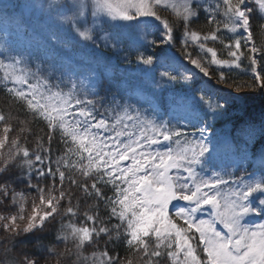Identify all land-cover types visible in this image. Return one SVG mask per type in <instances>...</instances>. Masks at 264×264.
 <instances>
[{"label": "snow or ice", "instance_id": "snow-or-ice-1", "mask_svg": "<svg viewBox=\"0 0 264 264\" xmlns=\"http://www.w3.org/2000/svg\"><path fill=\"white\" fill-rule=\"evenodd\" d=\"M16 8L45 13L65 50L87 42L134 64L149 98L20 46L7 26ZM0 21V88L17 105L0 112V248L11 264H264V0H0ZM245 62L250 83L226 75ZM225 118L241 154L213 129Z\"/></svg>", "mask_w": 264, "mask_h": 264}, {"label": "rangeland", "instance_id": "rangeland-1", "mask_svg": "<svg viewBox=\"0 0 264 264\" xmlns=\"http://www.w3.org/2000/svg\"><path fill=\"white\" fill-rule=\"evenodd\" d=\"M18 2V4L19 5H23V4H25V3H36V4H41V3H43V4H48V3H50L51 2V0H17ZM18 10L21 12V14H25V15H28L27 13H30L31 14V16L34 18H36L35 20H36V23L38 24V25H36L35 27H34V30H35V32H37V33H39V34H41V36H43V37H37V36H34V37H32L30 40H28V36L22 31V27H21V25H19V24H16L15 23V21H14V18H13V15H10L9 16V20H8V28L11 30V29H13L14 28V36H15V38H16V42L20 45V46H31L32 48H33V50H40L41 48H46L47 50H49V51H51L52 50V48L50 47V44L47 42V40L46 39H48L49 38V35H50V32H53L54 31V29H53V27H49L48 26V19H47V16H46V14L45 13H43L42 11H40L38 8L37 9H21V8H18ZM35 14V15H34ZM40 14V15H39ZM161 15H162V17H164V18H169V17H171V15H172V13H171V10H167V11H161V13H160ZM31 17V18H32ZM41 17H44V21H40V18ZM31 22H33V21H31ZM17 25H19V27H17ZM42 26V27H41ZM5 27V24L3 23V21H0V29H3ZM123 31V33L125 34V38H127V39H129V40H131V39H135V32H134V30L133 29H131V28H128V29H123L122 30ZM43 38H44V40H43ZM254 38V37H253ZM218 49H219V45H215ZM224 58H226V56L224 57ZM246 63V62H245ZM242 68L243 67H241V69H234V70H232L231 72H235V73H237L238 74V76H235V77H237V78H239V77H241L242 76V74H244V72L245 71H243L242 70ZM93 70H95V68L93 69ZM106 71V73L110 76V77H112V70L110 71V70H105ZM95 73H96V76L98 77L99 76V73H98V71H95ZM248 76H250L251 77V74L250 75H248ZM131 80H133V82H131ZM112 81V80H111ZM132 84H135V85H137V76L135 77V78H131V79H127V82H125L124 84H122V83H120V85H122V87L123 88H125V89H128V90H131V88H133V86H132ZM210 88H211V85L209 86ZM243 90H245V89H243ZM241 93H244V91H241V90H239ZM137 86H136V91H133V94L135 95V97H136V100H137ZM257 93V95H254L253 94V98L254 99H262L261 98V96H260V94L258 93V92H256ZM140 99L141 100H143V98H144V96L145 95H147V93H142V91L140 90ZM161 98L160 99H162V100H164V98H163V95H161L160 96ZM136 100H134L133 102H135ZM216 123H221L217 128H216V132L219 134V135H221L222 137H227V139H228V141H229V143H231L232 144V150L234 151V152H236L237 154H241V151L242 150H244V144H243V142L241 141V142H239V143H237V142H235V143H233L232 142V136H231V130H230V128H229V125L228 124H226L227 123V121L225 120V121H221V120H217L216 121ZM226 124V125H225ZM0 128H2V126H0ZM237 144L239 145V148L237 147ZM251 145L249 144L248 146H247V149H246V151H247V153H248V157H249V163L246 165V166H251L252 165V161L253 160H256L257 161V166H258V160H259V155H260V153H259V151H258V153L257 154H253L252 153V150H251ZM31 195L32 196H35V193H31ZM26 222L27 221H18V223L20 224V226L21 227H23L25 224H26ZM254 222L255 223H260L261 221L258 219V218H256L255 220H254ZM0 233H2V229H0ZM3 237H2V235H0V239H2ZM63 247L64 246H59L58 247V251H62L63 250ZM14 255H18V254H14ZM84 255H87V254H85L84 253ZM90 257V256H89ZM5 259H7L8 261L10 260L11 261V257H9V256H7V254L5 253V251H4V253L2 254V255H0V264H3V262H4V260ZM9 264H11V262L9 263ZM135 264H141V261H140V259L139 258H137L136 257V261H135Z\"/></svg>", "mask_w": 264, "mask_h": 264}, {"label": "trees", "instance_id": "trees-1", "mask_svg": "<svg viewBox=\"0 0 264 264\" xmlns=\"http://www.w3.org/2000/svg\"><path fill=\"white\" fill-rule=\"evenodd\" d=\"M261 38L262 37H261V35L259 33H255L254 34V39L257 41L258 44L260 43ZM243 68L246 69L247 68V64H244ZM248 74H250V73H248ZM226 75H230L234 80H236L237 82H240V83H244V82H249L250 83L251 82V77L248 76L245 73L242 74V76L239 77V78L235 77V76H238V74L235 73V72H230V73L226 72ZM240 90L244 91V93L251 92V90H249V89H245V90L240 89ZM254 95H257V93H254ZM249 103L251 105L250 110H249L250 113L251 112H256V111H261V99L260 98L259 99H254L253 98L252 100H250ZM9 111H12L13 115H16L17 105L13 104L11 97L8 96L6 94V92L2 88H0V112H4L5 114H7ZM19 118H20V120H24L25 119V117L22 114L20 115ZM28 119L31 120V117H28ZM30 127L35 128V129H39V128L42 127V125L39 122H37V121H32ZM58 147L59 146L56 144V142L53 141V152H54V154L56 153ZM82 207H84L85 210H87V206L82 205ZM100 215L101 216L104 215L102 210L100 212ZM81 224H85V221L83 220L82 216L78 219V226L81 225ZM90 225H91V222H88L85 226H90ZM61 246H63V245H61ZM102 248H103V245L100 246L99 250H102ZM99 250L98 249H92V250H89V251L85 252V254H87V256L91 257L92 251H97L98 252ZM3 253H4V249L0 248V255H2ZM124 255L125 254L121 251V258L122 259L124 258ZM129 258L133 259V262L135 264L136 257L129 256ZM10 262L11 261L9 260V263Z\"/></svg>", "mask_w": 264, "mask_h": 264}]
</instances>
